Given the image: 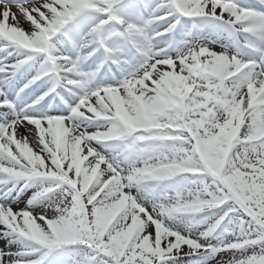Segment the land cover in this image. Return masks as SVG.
<instances>
[{"label": "snow or ice", "instance_id": "1", "mask_svg": "<svg viewBox=\"0 0 264 264\" xmlns=\"http://www.w3.org/2000/svg\"><path fill=\"white\" fill-rule=\"evenodd\" d=\"M0 264H264V0H0Z\"/></svg>", "mask_w": 264, "mask_h": 264}]
</instances>
